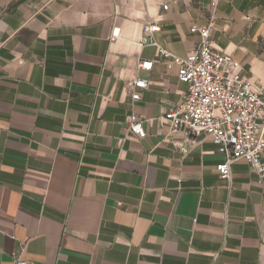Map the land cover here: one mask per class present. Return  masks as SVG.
Segmentation results:
<instances>
[{"label": "crops", "instance_id": "0c3cea01", "mask_svg": "<svg viewBox=\"0 0 264 264\" xmlns=\"http://www.w3.org/2000/svg\"><path fill=\"white\" fill-rule=\"evenodd\" d=\"M147 23L181 58L211 27L264 89V0H0V264H264V180L244 161L223 180L210 138L170 134L188 88Z\"/></svg>", "mask_w": 264, "mask_h": 264}, {"label": "built area", "instance_id": "2783aa9c", "mask_svg": "<svg viewBox=\"0 0 264 264\" xmlns=\"http://www.w3.org/2000/svg\"><path fill=\"white\" fill-rule=\"evenodd\" d=\"M168 10V6H164ZM145 37L141 46L156 47L159 58L168 68L177 66L178 79L187 86L183 100L174 106L162 121L171 135L204 134L219 148L223 157L216 171L223 180L231 181L232 166L238 161L250 164L259 178L264 180V89L253 90L250 83L241 76V66L232 56L212 46L211 27L192 28L198 34L197 49L186 58L178 57L159 46L155 34L161 31L156 23L144 26ZM119 33L115 32L112 40ZM152 62H143L141 69H151ZM148 83L137 80L129 84L132 99H141V90ZM147 121L137 116L129 120V132L144 139L147 135L144 125ZM183 154L188 149L181 147ZM11 264H30L24 258V251L17 254Z\"/></svg>", "mask_w": 264, "mask_h": 264}]
</instances>
